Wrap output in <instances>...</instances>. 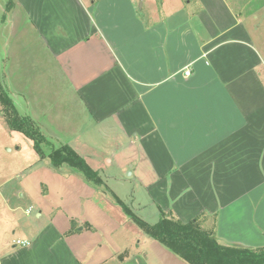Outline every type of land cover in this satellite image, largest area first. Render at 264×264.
<instances>
[{"label":"crops","instance_id":"obj_1","mask_svg":"<svg viewBox=\"0 0 264 264\" xmlns=\"http://www.w3.org/2000/svg\"><path fill=\"white\" fill-rule=\"evenodd\" d=\"M119 1L0 0V82L107 188L38 157L0 111V264H188L114 197L264 245V7L197 0V30L183 6L148 24Z\"/></svg>","mask_w":264,"mask_h":264},{"label":"trees","instance_id":"obj_2","mask_svg":"<svg viewBox=\"0 0 264 264\" xmlns=\"http://www.w3.org/2000/svg\"><path fill=\"white\" fill-rule=\"evenodd\" d=\"M5 5L8 10L10 0H6ZM0 111L11 130L19 131L31 140L40 158H48L54 167L67 164L86 181L107 189L99 173L72 147L67 144L55 146L29 117L18 113L9 92L1 82ZM43 145L48 147V152H44ZM114 200L145 234L188 264H264V245L249 247L220 240L215 234L214 226L205 228L201 225L202 220L208 216L206 213L183 222L173 211L160 209L158 220L151 224L132 213L117 197Z\"/></svg>","mask_w":264,"mask_h":264},{"label":"rangeland","instance_id":"obj_3","mask_svg":"<svg viewBox=\"0 0 264 264\" xmlns=\"http://www.w3.org/2000/svg\"><path fill=\"white\" fill-rule=\"evenodd\" d=\"M110 6L115 8L119 6L120 2L117 0L116 1H111V0H105ZM230 2V0H228ZM234 2V7L238 10L241 11L242 13V18H244L247 14H249L253 10H259L262 7H264V0H231ZM6 0H4V3ZM132 5L134 7L135 11H138L141 16L145 17L147 20L148 24L154 22L156 23L157 19L161 18L164 16V7L172 8L174 10L177 7L183 6L184 11L187 15V19L190 18V24L194 25V28H196L197 20L194 17L195 12L197 11L199 7V3L197 0H133ZM233 7V8H234ZM215 8L218 9L217 5H215ZM235 9V11H236ZM213 10V9H212ZM259 10L258 12L252 14L253 17L256 16L258 18V30H263L264 31V8H262V11ZM251 15V16H252ZM250 20V19H248ZM255 25V24H254ZM197 30H199L197 26ZM264 41V40H263ZM4 50L0 48V55H2ZM43 150L44 152H48V147L46 145H43ZM37 156L39 157L38 153ZM105 174V173H104ZM114 181L111 182V186L117 188L116 185H114ZM208 228H211L210 225Z\"/></svg>","mask_w":264,"mask_h":264},{"label":"built area","instance_id":"obj_4","mask_svg":"<svg viewBox=\"0 0 264 264\" xmlns=\"http://www.w3.org/2000/svg\"><path fill=\"white\" fill-rule=\"evenodd\" d=\"M183 74H184L185 77L190 76V74H191L190 69L185 68V69L183 70Z\"/></svg>","mask_w":264,"mask_h":264}]
</instances>
